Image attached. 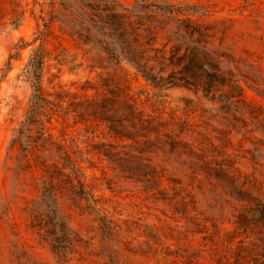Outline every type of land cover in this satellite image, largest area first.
Here are the masks:
<instances>
[{
    "label": "rangeland",
    "instance_id": "374dc122",
    "mask_svg": "<svg viewBox=\"0 0 264 264\" xmlns=\"http://www.w3.org/2000/svg\"><path fill=\"white\" fill-rule=\"evenodd\" d=\"M118 1L204 6L208 14L190 18L208 29L200 40L226 77L209 93L194 86L151 88L127 63L118 68L134 88L150 91L175 111L180 139L172 157L179 182L174 214L132 182L101 179L97 170L87 169L89 177H97L96 204L80 199L81 191L61 189L64 226L54 224L36 180L19 169V149L11 141L29 95L23 67L42 30L49 52L43 84L78 88L102 71L89 67L98 45L74 38L64 23L80 0H0V264H156L161 257V264H264V248L249 253L234 245L249 230L252 238L264 240V217L256 213V223H250L246 212H235L249 192L251 201L264 192V0ZM149 10H140L137 20L145 33L153 32L155 46L191 38L186 27L192 24ZM40 12L51 20L46 30L36 18ZM54 58L63 60L56 64Z\"/></svg>",
    "mask_w": 264,
    "mask_h": 264
},
{
    "label": "trees",
    "instance_id": "16d2710c",
    "mask_svg": "<svg viewBox=\"0 0 264 264\" xmlns=\"http://www.w3.org/2000/svg\"><path fill=\"white\" fill-rule=\"evenodd\" d=\"M80 3L64 23L74 38L90 39L98 45L99 53L89 59V67L102 71L93 80L85 79L78 88H47L43 80L49 52L42 44L43 31H37L39 45L23 67L29 86L27 105L11 140L19 149V169L36 180L41 204L61 228L64 221L57 198L61 189L81 191L84 198L80 199L96 204L93 181L97 177H89L87 169L97 170L101 179L132 182L145 197L174 214L179 182L172 157L180 139L175 111L155 101L150 91L134 88L118 68L121 62L127 63L151 88L174 85L217 91L226 77L211 58L213 50L200 40L207 36L208 29L190 18L193 14L206 15L208 10L196 4L179 7L134 1L128 5L118 0ZM146 7L176 22L192 24L186 27L191 35L188 42L155 46L153 32L148 29L145 33L138 25L137 13ZM52 12L53 7L49 9ZM36 18L42 20L45 30L50 27L51 20L42 12ZM62 60L54 58L56 64ZM243 189L248 191L247 187ZM250 193L235 212H246L250 223H256L254 214L264 217V192L256 201L250 200ZM247 233L235 241V248L249 253L264 248L263 239L252 238L251 230ZM60 235L67 237L63 231ZM161 263L162 257L156 264Z\"/></svg>",
    "mask_w": 264,
    "mask_h": 264
}]
</instances>
